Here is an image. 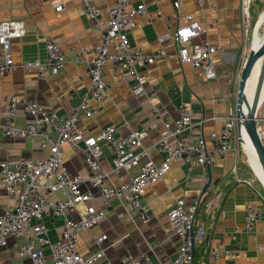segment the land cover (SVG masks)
<instances>
[{
  "label": "crops",
  "instance_id": "crops-1",
  "mask_svg": "<svg viewBox=\"0 0 264 264\" xmlns=\"http://www.w3.org/2000/svg\"><path fill=\"white\" fill-rule=\"evenodd\" d=\"M94 1L100 8V20H105L114 0ZM60 2L64 3V8L57 10L56 5ZM136 3L137 0L132 1L133 5ZM241 4L242 0H207L201 6L196 0H183L176 8L173 0L148 2L146 13L135 18L136 24L129 31L131 45L145 52L165 48L170 55L146 67L147 93L142 96L133 93L132 78L126 68L109 62L104 69L109 87L102 100L90 102L99 111L92 117L83 116L81 119L85 134H96L106 124L115 123L117 134L126 135L132 129L150 123L152 104L163 108L167 116L176 117L179 104L185 102L192 108L194 126L191 134H202L209 141V135L222 127L221 116L236 113L237 109L240 74L250 53L248 27L251 23L248 26L244 20ZM188 12L203 19L208 28L203 36L220 46L212 55L217 69L215 78L207 79L201 68L181 63L175 53L177 45L171 38L162 42L158 39L160 34L172 32L182 24ZM0 18L22 20L26 28L24 36L12 39V54L17 67L0 76V113L5 110L8 99L16 95L35 99L44 108L64 116L79 103L90 82L89 63L93 54L87 53L79 62H74V53L81 46L98 44L101 29L88 19L82 0H0ZM47 37L61 45L68 61L62 71L48 70L44 76H39L38 68L23 67L21 63L43 57ZM28 120L30 116L19 110L15 120L17 125ZM162 128L160 125L159 129L152 130L143 140L149 149V155L143 161L148 158L161 160L162 153L156 142ZM239 141L237 128L231 148L224 156H214L207 169L195 167L188 171L182 160H173L170 170L145 189L143 200L150 210V219L146 222L137 215H130L126 206L115 199L108 207L105 219L79 235V250L85 255L94 252L97 249L94 237L105 232L108 234L104 242L106 250L99 264H122V257L126 254L144 252L157 264H169L180 239L167 211L176 198L183 197L188 202L200 200L196 225L203 226L206 233L205 240L195 246L193 264H208L211 244L233 251L232 257L221 254L217 264H264V186ZM63 151L64 162L71 171L88 173L79 145L66 143ZM47 154L49 150L43 149L39 140L5 136L0 130V161L7 157L29 158ZM111 154L105 147L102 161L108 170L112 169ZM209 178L210 185L203 192ZM129 179L126 172L110 177L115 184ZM56 195L64 196L63 192ZM49 197L54 195L49 194ZM10 201L11 197L0 184V211ZM95 202L98 207L101 205L100 201ZM249 203L258 206L262 216L253 231L246 232L242 224ZM69 213L77 215L76 210ZM45 222L49 226L50 238L58 240L64 216H46ZM237 224L241 226L238 230L235 229ZM23 241V238L11 237L8 245L0 248L1 264L32 263L30 259L16 255L17 247Z\"/></svg>",
  "mask_w": 264,
  "mask_h": 264
},
{
  "label": "built area",
  "instance_id": "built-area-1",
  "mask_svg": "<svg viewBox=\"0 0 264 264\" xmlns=\"http://www.w3.org/2000/svg\"><path fill=\"white\" fill-rule=\"evenodd\" d=\"M132 1L114 0L108 8L107 18L101 21L100 8L95 1L82 0L88 19L93 26L101 29L102 34L98 44L93 47L81 46L74 53V62H79L87 53L93 54L89 63L90 82L76 106L61 116L57 111L44 108L35 99L14 95L0 113V130L5 136L37 139L43 149L49 150L45 156L7 157L0 161V184L11 197V201L0 211V248L7 246L11 237L23 238L16 255L30 259L31 264H99L105 255L104 242L108 234L101 232L94 237L97 249L88 255L78 248L79 235L103 221L115 199L126 206L130 215L148 221L150 210L143 200L147 185L160 180L170 170L173 160H182L188 171L195 167L207 169L212 165L214 156L226 154L236 136L238 117L235 112L221 116L222 127L209 135V141L202 134L193 136L190 132L194 126L192 108L185 102L179 104L176 117L167 116L163 108L152 104L150 123L132 129L126 135L117 134L115 123L106 124L96 134H85L80 122L83 116L92 117L99 111L90 102L102 100L109 87L104 78V69L109 62L126 68L132 78L133 93L142 96L147 93L146 67L170 55L165 48L145 52L131 45L129 31L136 24L135 18L146 13L147 3L155 0H137L135 5ZM196 1L201 6L207 3V0ZM182 2L173 0L176 8ZM56 8L63 9L64 3H58ZM241 8L247 21L248 0H242ZM184 20L172 32L160 34L159 41L171 38L177 45L175 53L181 63L201 68L207 79L215 78L217 69L212 55L220 46L203 36L208 31L203 19L188 12ZM25 34L22 20L0 18V76L17 67L12 54V39ZM198 37L201 39L196 40ZM44 47L43 57L24 60L21 65L38 68L39 76H44L48 70L62 71L68 58L61 45L52 37H47ZM19 110L30 116V120L21 126L15 121ZM254 119L264 145V91L257 102ZM160 125L163 128L156 144L162 158L160 161L151 158L143 161L149 155L143 140ZM66 143L79 145L84 154L87 174L73 172L67 167L63 151ZM105 147L112 153L111 170L102 161ZM120 172L128 173L130 179L121 184L111 182L112 174ZM57 192H63L64 196H57ZM49 194L54 197L50 198ZM95 201H100L101 205L98 207ZM199 203L200 200L188 202L178 197L168 208L167 217L180 239L169 264H192L196 244L205 240V228L196 225ZM71 210H76L77 215H70ZM57 215L64 216V224L61 237L52 240L45 218ZM261 216L260 208L249 203L242 229L253 231ZM240 228L239 224L235 225L236 230ZM221 254L232 257L233 251L211 244L208 264H217ZM122 264L157 263L144 252L139 255L126 254L122 257Z\"/></svg>",
  "mask_w": 264,
  "mask_h": 264
},
{
  "label": "water",
  "instance_id": "water-1",
  "mask_svg": "<svg viewBox=\"0 0 264 264\" xmlns=\"http://www.w3.org/2000/svg\"><path fill=\"white\" fill-rule=\"evenodd\" d=\"M263 54H264V41L257 50H254L253 48H251L250 53L243 64L241 74H240V79H239V86H238L236 115L238 117V124H237L238 139L240 140L241 121H244L251 137L253 138L256 146L259 149V152L262 158L263 169H264V145L257 131L256 122L254 119V113L250 112L248 115H245L244 110H243V105H246V106L249 105V100L246 95V84H247L248 77L250 76V73L252 71V68L256 60L258 59L259 56ZM210 180L211 178L208 179L207 183L203 187V192L206 191L207 188L209 187ZM263 186H264V180H263Z\"/></svg>",
  "mask_w": 264,
  "mask_h": 264
},
{
  "label": "bare ground",
  "instance_id": "bare-ground-1",
  "mask_svg": "<svg viewBox=\"0 0 264 264\" xmlns=\"http://www.w3.org/2000/svg\"><path fill=\"white\" fill-rule=\"evenodd\" d=\"M260 24L264 25V12L260 16L259 25ZM256 25H257V23H256ZM256 25H255V27H256ZM263 41H264V29L262 31V40H261L259 46H257V42L254 40V41H252V48L254 50H257L262 45ZM262 56H264V54L259 56L258 59L256 60L254 66L252 68V71L250 73V76L248 77V80H247L246 95H247L248 100H249V105L248 106L243 105V110H244L245 115H248L250 112L254 113L256 105H257V102L260 100L262 92L264 91V77H263L262 83L259 86V89H258V92L256 93V95L255 96H251L250 93L248 92L249 83H250V80L252 78V75H253V72H254V68H255V66L257 64V61ZM240 141L242 142L244 149L248 153V159L250 161V164H252V166L254 167L255 171L258 172L257 174H259L258 176L260 177L261 181H263L264 180V169H263V164H262V158H261L259 149L256 146L253 138L251 137V135H250V133H249L244 121H241Z\"/></svg>",
  "mask_w": 264,
  "mask_h": 264
},
{
  "label": "rangeland",
  "instance_id": "rangeland-1",
  "mask_svg": "<svg viewBox=\"0 0 264 264\" xmlns=\"http://www.w3.org/2000/svg\"><path fill=\"white\" fill-rule=\"evenodd\" d=\"M248 10H249V13H248V15H246L248 26H249V22L251 23V25L248 27L249 37H250L249 41H248V43H249L248 47L251 50L252 41L255 40L257 42V46H259V44L262 40L261 34H262L263 29H264V25H262V24L256 25V23H257V21H258V23L260 22V16L264 12V0H248ZM252 17H253V19H252ZM255 25H256V27H255ZM253 32H254V35H253ZM260 38H261V40H260ZM263 77H264V56H262L257 61V64L254 68L252 78H251L250 83H249L248 92L250 93L251 96H255L256 93L258 92V89L260 86L259 83H261L260 80H262ZM244 151L248 157V153L246 152V150H244Z\"/></svg>",
  "mask_w": 264,
  "mask_h": 264
},
{
  "label": "trees",
  "instance_id": "trees-1",
  "mask_svg": "<svg viewBox=\"0 0 264 264\" xmlns=\"http://www.w3.org/2000/svg\"><path fill=\"white\" fill-rule=\"evenodd\" d=\"M261 38H262V34H261ZM261 38H260V40H261ZM209 250H210V247H209V249H208V255H209ZM194 255H195V250H194ZM207 255V256H208ZM194 259V258H193ZM207 259H208V257H207ZM192 264H193V261H192Z\"/></svg>",
  "mask_w": 264,
  "mask_h": 264
}]
</instances>
